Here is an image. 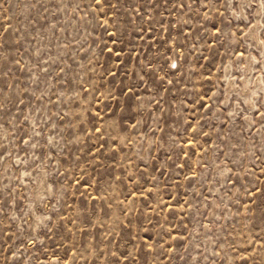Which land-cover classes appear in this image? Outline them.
I'll return each instance as SVG.
<instances>
[{
	"label": "rangeland",
	"instance_id": "obj_1",
	"mask_svg": "<svg viewBox=\"0 0 264 264\" xmlns=\"http://www.w3.org/2000/svg\"><path fill=\"white\" fill-rule=\"evenodd\" d=\"M0 264H264V0H0Z\"/></svg>",
	"mask_w": 264,
	"mask_h": 264
}]
</instances>
